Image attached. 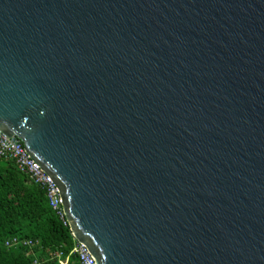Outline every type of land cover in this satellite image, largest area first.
Instances as JSON below:
<instances>
[{
	"label": "water",
	"instance_id": "95a60500",
	"mask_svg": "<svg viewBox=\"0 0 264 264\" xmlns=\"http://www.w3.org/2000/svg\"><path fill=\"white\" fill-rule=\"evenodd\" d=\"M0 131L97 264H264V0H0Z\"/></svg>",
	"mask_w": 264,
	"mask_h": 264
},
{
	"label": "trees",
	"instance_id": "16d2710c",
	"mask_svg": "<svg viewBox=\"0 0 264 264\" xmlns=\"http://www.w3.org/2000/svg\"><path fill=\"white\" fill-rule=\"evenodd\" d=\"M11 237L34 244L5 246ZM73 242L68 225L49 207L45 189L13 161L0 159V264H58L53 256L58 251L68 256L67 264H79L75 255H69Z\"/></svg>",
	"mask_w": 264,
	"mask_h": 264
},
{
	"label": "built area",
	"instance_id": "2783aa9c",
	"mask_svg": "<svg viewBox=\"0 0 264 264\" xmlns=\"http://www.w3.org/2000/svg\"><path fill=\"white\" fill-rule=\"evenodd\" d=\"M0 159L13 161L16 168L20 172L24 173L34 183H37L41 187H43L46 191V197L49 207L59 216L64 224H67L59 192L54 183L45 172H43L35 163L31 161V159L25 153L22 143L18 138H16L15 136L6 137L2 134L1 131ZM72 238L74 242L69 255H75L79 264H97L87 248L82 243L76 241L73 236ZM33 244L34 242H32V240L30 239H20L17 237H11L4 241V245L7 247H16L18 245L30 247ZM53 256L57 258L58 264L68 263V256L64 257L62 252L60 251L55 253ZM33 263H38V260L34 259Z\"/></svg>",
	"mask_w": 264,
	"mask_h": 264
}]
</instances>
